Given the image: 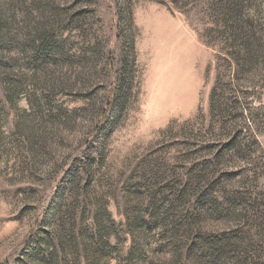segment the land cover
Masks as SVG:
<instances>
[{"label":"rangeland","instance_id":"374dc122","mask_svg":"<svg viewBox=\"0 0 264 264\" xmlns=\"http://www.w3.org/2000/svg\"><path fill=\"white\" fill-rule=\"evenodd\" d=\"M261 213L264 0H0V264H264Z\"/></svg>","mask_w":264,"mask_h":264},{"label":"trees","instance_id":"16d2710c","mask_svg":"<svg viewBox=\"0 0 264 264\" xmlns=\"http://www.w3.org/2000/svg\"><path fill=\"white\" fill-rule=\"evenodd\" d=\"M254 208H251V211H253ZM259 219H261L262 222H257V221H253L254 222V228H255V234H253L252 236H258L261 237L262 235H264V213H261L260 216H258ZM240 239L244 240L243 237H245L244 233L240 232ZM243 236V237H242ZM216 248L218 250L217 253H222L223 250L230 248L231 246H233V240L229 237L225 238V237H219L218 240H216Z\"/></svg>","mask_w":264,"mask_h":264}]
</instances>
